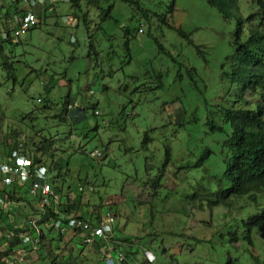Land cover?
<instances>
[{"label": "rangeland", "instance_id": "obj_1", "mask_svg": "<svg viewBox=\"0 0 264 264\" xmlns=\"http://www.w3.org/2000/svg\"><path fill=\"white\" fill-rule=\"evenodd\" d=\"M38 1L0 0L1 12H13L18 8L38 13L43 3L52 6L45 16L42 13L39 25L21 37V42L3 45V56H0V161L8 144L16 139L20 140L21 152L29 153L30 149L40 156L41 152L36 150L42 147L44 139L45 142L50 140L54 157L45 161L50 174H65L64 180L58 179L56 183L62 185L69 202L78 199L74 194L82 188L79 206L85 218L95 221L93 217L103 213L104 221H108L105 206L110 205L111 212L117 215L115 226L121 229L115 231L116 236L128 235L133 241L132 244L127 242L129 245L122 244L121 250H137L132 264L142 257L153 264H227L229 259L237 260L238 264H258L263 260V232L256 234L255 244H247L243 240L241 223L238 225L233 220L234 215L225 216L227 212L223 206L213 210L193 209L182 197L174 209L162 211L163 197L152 196L149 184L141 185L132 178H125L131 168L129 160L142 174L139 144L144 131L155 138L157 130H163L170 145V132L175 127L166 123L171 121L173 110L174 120L176 107L185 109L189 120L193 117L204 120L207 104L218 101L224 94L218 64L231 50L235 20H225L204 0H175L173 11L167 15L168 21L175 27L191 30L193 41L183 50L186 61H182L179 70L156 43L159 41L166 52L176 56L183 45L181 40L174 38L176 31L158 26V22L139 24L131 18L134 13L125 0H102L98 5L82 2L79 19L73 18L75 15L68 0ZM251 1L241 0L243 15ZM69 17L73 18L70 22L66 20ZM11 19L6 20L7 27L13 25ZM138 26L142 32H137ZM126 28L131 30L130 34L126 33ZM90 41L96 45L98 56L90 52ZM195 46L202 47L203 54H198ZM4 62L13 70L4 69ZM188 67H194L195 73L188 74ZM11 74H15V81ZM48 81L53 84L49 92L54 104L52 110H44L40 101L44 96L43 83ZM67 99L73 104L72 109L78 105L86 107L84 119L68 124L54 116ZM92 105L99 115L91 111ZM209 110L212 111L211 107ZM116 120L126 123L125 145L134 146L128 153H124L123 148L116 151L122 136L120 131L109 127ZM218 124H224L219 117ZM173 138L176 145L185 137L179 131ZM93 150L104 154L103 164L88 156ZM149 151L159 152L154 164L160 163L158 158L163 155L156 142L149 145ZM210 158L206 167L211 174L219 175L223 169L219 152L218 157ZM114 164L116 167L112 169ZM166 170L163 187L177 192L172 196L177 197L176 194L187 187V182L181 173L173 177V171ZM85 178L94 187L87 184ZM172 197L166 201V207L174 201ZM88 201L92 207L86 205ZM99 202V206L93 207ZM32 211L28 208L27 215H32ZM90 212H93L92 217H89ZM21 224L22 221L17 225ZM5 230L0 218V232ZM214 232H217L214 239L206 240ZM8 235L10 233L6 236L10 241L12 238ZM193 238L206 242L197 243ZM235 239H239L238 243ZM73 246L53 253L61 256L71 249L77 264H99L103 247L86 244L82 247L76 241ZM250 256L258 262L252 261ZM36 257L37 250H34L25 260L30 264H43L41 258Z\"/></svg>", "mask_w": 264, "mask_h": 264}, {"label": "trees", "instance_id": "obj_2", "mask_svg": "<svg viewBox=\"0 0 264 264\" xmlns=\"http://www.w3.org/2000/svg\"><path fill=\"white\" fill-rule=\"evenodd\" d=\"M125 1L133 10L134 14L131 18L137 20L139 24L141 22L157 24L158 22V26H165L176 31L177 37L174 38L181 40L183 44L178 49L176 56H172L169 51L166 52V48L159 41H156V43L162 52L171 57L180 70L183 66L182 61H186L183 50L188 45H192L193 41L191 39V30H185L181 26L175 27L168 21L167 15L173 11L175 0ZM204 1L209 6L216 8L225 20H235V28L230 41L231 50L218 64L220 80L221 84L225 86V92L218 101L207 104V115L204 120H200L198 117H193L189 120L186 118L187 111L176 107L177 113L174 120H172L173 110L170 114L171 121L166 123V125L169 124L175 127L174 131L170 132L172 135L170 137L172 141L170 145L163 135V130H157L155 138L148 131H144L139 144L142 150V174L138 173L137 168L133 165L134 162L129 160L131 168L129 167L128 173H125V178H132L133 182L141 185L149 184L150 189H152V196L163 197L162 211L164 209H174V205H179L182 197L186 202L190 203L189 206L193 209L197 207L199 210L204 208L213 210L223 206L227 212L225 216H235L233 220L238 225L241 223L243 227V240L247 244L252 245L253 243L255 244L254 238H256V234L260 232L264 234V0H252L244 8L246 15L242 13L241 0ZM67 2L72 8V14L75 15L73 18L79 19L82 2L84 4L98 5L102 0H68ZM253 8H256V11ZM49 9L50 5H46V3H43V8L38 13L30 9L34 15H37H35L37 22L28 31L39 25L42 13L45 16ZM23 11H27V9H23ZM10 17L12 18V14L9 10L1 12L0 9V56H3V45L21 42L19 36L18 38L11 37L12 29L14 28L15 31L18 27L14 20H9L13 21L12 26L7 27L5 25L6 20L10 19ZM73 18L71 19L73 20ZM82 18L83 22L86 23L84 17ZM139 26L137 27V32L138 30L142 32ZM126 33L130 34L131 30L126 28ZM89 49L90 52H93V55L98 56L99 52L96 45L91 41L89 42ZM195 50L198 54H203L204 52L200 46H195ZM3 67L4 69L13 70L12 66L7 65L6 62L3 63ZM186 70L190 75L192 72L195 73L194 67H188ZM10 76L15 81V74ZM52 87L53 84L49 81L43 83L44 96L39 99L44 104V110L53 109L54 104L49 98V92ZM69 103V99L63 102L57 113H54V116L68 124L77 123L86 117V107L78 105L76 107L73 106L72 109L73 104ZM95 105L91 106V111L99 115L100 112H96ZM210 107L212 111L209 110ZM218 117L223 120V125L218 124ZM188 125H190V128H187ZM125 126V122L116 120L109 127L115 131H120L119 133L122 136L119 140L120 145L116 146V151H120L123 148L124 153H128L134 146L125 145V130H127ZM179 131L185 138L183 142L175 145L176 139L173 138V135ZM45 140L42 141V147L36 150L41 152V156L38 153H33L30 149H28L29 153L25 155L30 157L34 163L47 166L45 161L47 162L48 157L52 159L54 152L51 147V141L45 142ZM111 142L112 140H109V143ZM153 142L157 143L163 155V158L162 156L158 158L160 163L157 164H154V161L157 160L159 152L149 153V145ZM26 143L28 144V142ZM8 145L18 149L20 148V140L16 139L15 142H11ZM105 147L107 148L108 146L106 145ZM218 152L221 156L223 169L221 173L218 172L220 173L219 175H215L209 172L206 167V161L208 158H212L213 155L218 157ZM90 153L88 154L89 157L96 158L100 164H103L101 159L104 154L100 153L99 156H91ZM115 167L114 164L112 169ZM221 168V166H218V170H221ZM166 169L173 171V177H177L181 173L187 182V187L176 194L177 197H172L177 192L163 187L168 171ZM47 171L48 181L56 190L58 197L50 198V205L47 208L44 206L46 209H43L45 212H43L44 215L41 221L43 227L39 226L40 232L30 225V220L40 215L37 210L38 198L33 197L30 193L33 178H29L22 184H1L0 182V197L5 201V204H0V218L3 221L12 219L11 221L14 223H20V221L23 223L20 226L5 224L6 230L2 233L0 232V264H6L5 262H8V259L14 257H21V260L16 261L14 264H30L26 262L25 258L28 253L34 250H37L36 258L40 257L43 264L45 262H48V264H77L76 259L70 253L71 249L61 256L54 254L53 251L69 247L73 248L74 241L83 247L84 244H82L79 237L81 238L84 230L82 228H67L64 231H60L59 228L54 226L53 220L57 219L62 224H65L67 217H78L83 219L84 222L91 224V226L97 225L104 220L103 213H101V216L96 215V217H93L95 221L84 217L79 206L81 204L82 188H79L80 192L77 191L74 194L78 199L71 201L70 205L67 204L66 198L61 201L60 197L65 196V194L63 193L62 185H58L56 181L58 179L64 180L63 175L65 174L58 172L57 175L53 176L50 174L49 168ZM85 181L94 187L87 178H85ZM68 192L71 191H67V195ZM92 192H94V189H92ZM170 197L174 201L166 207L165 203ZM100 202L98 205H93V207L99 206ZM86 205H90L89 201L86 202ZM90 207L92 206L90 205ZM105 207L108 209L105 212L114 217L113 225L115 231H120L121 229L115 226L117 215L115 216V212H111L110 205L108 206L107 204ZM28 208L33 210L30 216L27 215ZM92 214L93 212H90L89 217H92ZM231 226H233V223H231ZM9 232L15 233L14 241L7 239L6 236ZM21 233H30L36 236L37 242L34 248H24L22 238L19 236ZM216 234L217 232H214L206 240L214 239L213 237ZM193 240L197 243L206 242V240L197 238H193ZM114 241V243L110 244L114 246V249L119 250H121L120 246L122 244L129 245L127 242L133 243L132 238L128 237V235L116 236L115 234ZM238 241L239 239H235L234 242L238 243ZM262 251L264 253V247ZM14 253L16 256L12 255ZM123 253L127 260L132 262L137 250L124 251ZM249 258L258 262L257 258L253 259L251 256ZM139 260L138 263H135L153 264V262L148 261L144 257ZM226 262L227 264H238L237 260L229 259ZM171 264L173 263L171 262ZM258 264H264V259Z\"/></svg>", "mask_w": 264, "mask_h": 264}, {"label": "built area", "instance_id": "obj_3", "mask_svg": "<svg viewBox=\"0 0 264 264\" xmlns=\"http://www.w3.org/2000/svg\"><path fill=\"white\" fill-rule=\"evenodd\" d=\"M36 22V17L31 12H26L18 20V27L13 32L14 37H22L27 30L33 26ZM91 156H99L100 153L97 151L91 152ZM0 182L1 184H11L17 183L22 184L24 181L29 178H33L30 186V193L33 197L38 198L37 210L40 212V215L37 218H32L30 220V225L32 228H35L40 232L39 226L42 228V216L43 212L49 205L50 198H57L56 190L52 187L48 181V173L45 165L40 163H34L30 157H23L15 149L8 152L7 157L0 165ZM4 199L0 197V204H5ZM46 206V208H44ZM41 210V211H40ZM42 212V213H41ZM108 221H102L97 225L91 226L78 217H67L66 223L62 224L60 220H53V224L56 228H59L60 231H64L67 228L78 229L82 228L83 233L81 238L79 237L82 244L86 245H99L104 248L102 254L103 264H132L127 260L124 253L119 250H113L110 248L108 243H114L115 229H114V217L109 213H105ZM8 235L10 238L15 236V233L9 232ZM37 233V232H35ZM31 235V236H30ZM30 233H21L19 236L22 238V243L24 246L35 247L37 239ZM114 251V256H113ZM21 260V258H19ZM7 264H14L15 260H7Z\"/></svg>", "mask_w": 264, "mask_h": 264}, {"label": "clouds", "instance_id": "obj_4", "mask_svg": "<svg viewBox=\"0 0 264 264\" xmlns=\"http://www.w3.org/2000/svg\"><path fill=\"white\" fill-rule=\"evenodd\" d=\"M34 2H36V0H32V2L31 3H34ZM38 2H40V0L38 1ZM15 7H17V6H15ZM14 7V8H15ZM50 8H52V6L50 7ZM11 14H12V18H13V20H14V17L16 16L17 17V22H16V24L18 25V20L23 16V14L24 13H26V12H31V13H33L30 9H27V11H23V9H18V8H16V9H14V11L13 12H11V11H9ZM15 12H17V13H15ZM34 14V13H33ZM68 22H70L71 21V18L69 17V18H67L66 19ZM36 22H37V18H36ZM35 22V23H36ZM32 27V26H31ZM13 30V32H14V28L12 29ZM16 30V29H15ZM29 30V29H28ZM28 30H27V32H28ZM13 32H12V35H11V37H14V35H13ZM26 32V33H27ZM16 38H18V37H16ZM21 38V37H20ZM13 149H15V148H13V147H11V146H9L8 148H6L5 150H6V152H5V154L2 156V158H1V161H0V165H1V163L5 160V158L7 157V155H8V152L10 151V150H13ZM15 150H17L18 152H19V154H21V155H23V157H27L25 154V152H21L20 151V149L18 148V149H15ZM94 151H97V152H99V153H101L100 151H98V150H93V151H91V152H94ZM46 168H47V170H48V167L46 166ZM47 173H48V171H47ZM1 177V176H0ZM62 198H66V202H67V204H71L72 202H69V200H68V198L66 197V196H61L60 197V200L62 201V200H64V199H62ZM114 229H115V227H114ZM31 236V235H30ZM33 236V235H32ZM35 236V235H34ZM36 237V236H35ZM24 246V245H23ZM93 246H96V245H93ZM100 247V246H99ZM24 248H34L33 246L32 247H30V246H28V247H26V246H24ZM111 248V247H110ZM113 250H116V249H114V248H112ZM114 252V251H113ZM149 256L151 255V253H149L148 254ZM15 258V259H14ZM14 258H10V260H15V261H18L19 260V258H21V257H14ZM148 259V258H147ZM103 259H102V263L101 264H103ZM6 263V262H5ZM130 263H132V262H130ZM7 264V263H6Z\"/></svg>", "mask_w": 264, "mask_h": 264}, {"label": "crops", "instance_id": "obj_5", "mask_svg": "<svg viewBox=\"0 0 264 264\" xmlns=\"http://www.w3.org/2000/svg\"><path fill=\"white\" fill-rule=\"evenodd\" d=\"M51 7V6H50ZM12 219H8L7 221H3L4 222V224H15V226H20V225H17L18 223H14L13 221H11ZM12 239L11 240H15V236L14 237H11ZM11 244V243H10ZM94 247H99V245H96V246H94ZM112 254H114V252L112 253ZM102 255H101V258H99V260H100V263H102Z\"/></svg>", "mask_w": 264, "mask_h": 264}, {"label": "bare ground", "instance_id": "obj_6", "mask_svg": "<svg viewBox=\"0 0 264 264\" xmlns=\"http://www.w3.org/2000/svg\"><path fill=\"white\" fill-rule=\"evenodd\" d=\"M11 206V205H10Z\"/></svg>", "mask_w": 264, "mask_h": 264}]
</instances>
